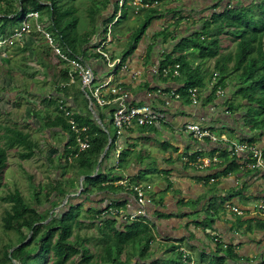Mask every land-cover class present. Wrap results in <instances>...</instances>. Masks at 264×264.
Here are the masks:
<instances>
[{
  "label": "trees",
  "instance_id": "trees-1",
  "mask_svg": "<svg viewBox=\"0 0 264 264\" xmlns=\"http://www.w3.org/2000/svg\"><path fill=\"white\" fill-rule=\"evenodd\" d=\"M75 1L0 0V41L9 38L15 29L21 27L18 21L19 12L23 13L24 18L31 12H38L41 22H45L47 19L46 29L56 38L64 52L71 57L85 56L86 47L95 36H93L94 33L79 34L77 28L80 20L78 8L74 5ZM174 1L184 0H146L147 3L165 2L166 4ZM110 3L111 0L99 1L90 9V18L96 20L98 14L106 10ZM26 4L31 6L30 12H28ZM222 5L223 9H219ZM132 7L131 5L126 6L121 20L115 27L130 19ZM117 10L118 4L115 5V11L117 12ZM143 12L145 18L133 30L129 53L136 49L152 22L164 15V12L156 7L145 9ZM183 21L184 16L180 12L176 24L180 25ZM197 24L199 27L195 28L191 35L183 37L177 42L171 54H165L160 63L159 75L163 77V70L171 69L170 74L164 78L177 80L182 78L184 86L179 89V93L187 98L190 97V90L204 87L205 77L210 73L209 69L202 71L200 63L216 60L215 70L218 73V81L212 94L216 93L218 87L225 90L229 84H232L235 89L232 87L229 89L235 91L236 96L253 106L250 111L252 129L264 133V0H238L236 5L231 2L224 5V0H215L212 15L204 17ZM31 26L29 34L16 46L21 53H29L25 58L34 59L37 65L33 63L31 66L36 71H41L46 75L49 74V69L53 68V73L50 76L56 93L48 99L51 100L54 109L48 111L49 114L43 118L42 126L60 129L69 135L64 150L66 167L73 168L75 172L82 171L87 175L85 179L87 185H84L81 195L107 190H130L111 184L112 169L109 171L100 170L96 176H93L102 155L109 146L110 139L112 145L103 162L110 156L118 141L116 129L109 121L114 108L111 106L100 107L93 99V108L104 124L102 127L95 120L92 111L89 110L90 99L82 91L78 78L72 82L70 68H61L60 65L53 63L52 49L48 41L38 31L34 21L31 22ZM164 33L165 40L172 38L174 34L173 31L167 33V30ZM225 35H229L233 39L234 53L232 56L223 58L222 53L225 50L223 37ZM35 43L38 44V49L34 47ZM154 46L150 48L151 53ZM7 49L9 48L7 47ZM191 50L197 52L196 58L191 59L187 55V52ZM97 56L100 58L99 55ZM197 61L200 63L196 64ZM231 64L233 66L229 70ZM176 65H179L180 73L177 78L173 75ZM54 69L58 70L57 73ZM10 72L13 73L11 69L8 70V73ZM211 75L214 77V72ZM81 95L84 96L83 99L80 98ZM37 98L42 103L46 99L42 100L40 96ZM61 98L69 103L71 99L75 101L76 105L70 106V109L74 111L73 117L79 127L88 128L87 134L91 143L89 150H79L76 134L71 128L69 118L60 110L58 100ZM35 114L40 116V112H35ZM3 138L6 140V144L5 147L0 148V181L3 179V171L7 168L8 151L22 148L20 157L31 159L40 149L39 143L34 141L29 133H24L17 128H6ZM128 154V151H123L121 154L119 168L122 170H125ZM70 156H73L71 162L68 161ZM66 167L64 168L66 169ZM53 168L56 167L53 166ZM142 178L140 177L136 181L131 179L130 186L140 182ZM1 186L0 184V188ZM79 191L80 185L77 178L73 181L65 178L58 179L47 188L45 193L37 190L34 193V198L38 206L45 207L44 211H40L28 203L18 189L7 194L3 200L10 204V209H7L5 215L0 217V264H162V259L151 261L154 258L151 244L155 241V236L151 225L143 221L125 223L121 227L114 217L101 218L99 210L90 209L87 211L89 215L85 213L82 215L80 205L77 204H72L66 211H61L62 213L55 212L56 207L62 204L67 195L79 193ZM125 204L121 203L119 206L122 207ZM51 212L54 213L51 215ZM50 217V221L47 222ZM85 222L94 225L99 222L101 238L98 240L102 246L100 252L91 251L90 238L74 236L77 226L81 227ZM29 237V241L25 243ZM19 245H21L19 248L11 252ZM123 255L124 259H120ZM173 257L176 259H169L170 264H193V259L181 250L177 251V248H173ZM236 258L231 249L224 250L223 247L217 246L212 264H234ZM260 264H264V260Z\"/></svg>",
  "mask_w": 264,
  "mask_h": 264
},
{
  "label": "crops",
  "instance_id": "crops-1",
  "mask_svg": "<svg viewBox=\"0 0 264 264\" xmlns=\"http://www.w3.org/2000/svg\"><path fill=\"white\" fill-rule=\"evenodd\" d=\"M192 1L201 3V0L174 1L170 4L159 2L164 7L155 6V2L149 3L152 5L150 8L156 7L164 15L152 22L146 35L130 53L133 31L130 33L132 24L129 25V21L138 20L139 26L145 18L143 11L149 8L139 7L141 15L133 9L129 20L114 27L115 40L109 50L126 67L118 69L116 84L130 94L135 104H150L164 110L168 123L151 127L135 126L126 131L117 143V146L122 147V152H129L125 170L113 169L114 148L101 170L112 169L111 184L115 186H119L117 182L123 177L133 181L143 177L133 185L147 183L153 187L150 192L153 204L148 207L155 236L152 248L154 258L151 261H168L173 256V248H177V251H189L188 256L193 262L209 264L215 257L217 246H221L224 250L231 249L236 255L234 264H260L264 260V211L261 209L264 203V174L250 168L246 156L232 155L228 142L197 140L179 131L186 124L196 123L229 141H252L259 148H264V133L252 129L250 111L253 106L229 89L232 87L229 81L224 96L212 94L214 83L218 81L215 78V74H218L215 70L216 60L196 62L200 63L202 71L209 69L210 72L205 77L204 87L195 88L200 98L199 104H194L190 97L182 95L180 99L169 97L172 91L179 93V89L184 86L183 79H167L156 72L165 54H171L177 42L191 35L199 27L197 23L204 18L202 12H199L202 9H197L200 7L195 2L192 6ZM141 2L147 4L146 0ZM116 4L117 0H111L109 7L98 14L96 20L91 19L93 29L82 35L94 33L95 37H104L103 26L113 16ZM167 8L169 10L164 11ZM180 12L184 21L177 25L173 18L177 16L178 19ZM165 30L167 33L173 31V37L165 40ZM152 46L154 48L151 53ZM94 49L91 40L83 57L93 66L96 82L100 85L106 81L109 71ZM187 55L191 59L196 58L197 52L191 50ZM232 66H229V70ZM43 104L44 112L49 114L48 111H53L54 106L49 102L44 101ZM69 105L74 107L76 103L71 99ZM45 132L43 141L52 154L50 157L45 151L49 167L58 166V161L53 162L50 158L58 159L66 165L64 150L69 135L50 127ZM38 153L43 154L41 149ZM205 158H216L217 162L206 169L196 167V162ZM59 166L56 167L60 168L56 173L61 180L65 171L62 169L64 166ZM74 195L77 196L75 200L72 199ZM134 196L133 190H107L84 195L79 192L70 194L68 201L77 205L85 204V211H101L111 201L119 204L127 202L131 205L127 211L133 212L137 208ZM234 208L241 213H236ZM114 218L118 220L119 226H124L123 221Z\"/></svg>",
  "mask_w": 264,
  "mask_h": 264
},
{
  "label": "rangeland",
  "instance_id": "rangeland-1",
  "mask_svg": "<svg viewBox=\"0 0 264 264\" xmlns=\"http://www.w3.org/2000/svg\"><path fill=\"white\" fill-rule=\"evenodd\" d=\"M99 1L105 2V0H76L75 1L74 5L78 8V17L80 20L79 26L77 28L79 34H83L84 32L93 29L89 11ZM194 2L195 1L190 2L192 6L196 3ZM230 2L236 5L238 3V0H224V5L229 4ZM197 5H199L200 7L197 9L203 10V11L199 10V12H202V15L204 17L205 16L210 17L212 13L214 12L215 0H201V3L200 2L196 3V6ZM29 6L30 5L26 4V7L28 8V12L32 10L31 6L30 7ZM132 6H133L132 10L133 9L137 10L139 15H141L142 11L139 8L140 6L134 5V4ZM155 6L164 7L159 2H155ZM32 8L34 9L35 5ZM219 9H223V5ZM168 10L169 8H167L164 11H168ZM18 16H19L18 17L19 24L22 25L25 20V18L23 17V13L19 12ZM45 20L46 21L44 22V25L46 28L48 22H47V19ZM178 20L179 18L177 19V16H174L173 21L177 22ZM131 24L132 26L130 28V33H132L134 28L138 26V20L136 22L129 21V25ZM45 31L50 33V31H48L47 29ZM53 38H54L55 44H57L58 47L62 49L61 46L58 44V41L56 40V38L55 37ZM223 46L225 50L223 51L222 56L224 55L232 56V54L234 53V43H233V39L231 38V36L225 35L223 37ZM34 47H36L37 49L39 48L37 43L34 44ZM50 47L52 49L53 63L60 65L61 68L68 67L70 68V71H71V67L65 61L61 59L59 60L57 57L54 56L55 55L54 49L52 48L51 45ZM8 48L9 49H7V46H6V47H3V49H0V148L5 147V144H6V140L3 138V136L6 133V128H13V129L17 128L23 131L24 133H29L32 136L33 140L39 143L40 149L42 150L43 154L38 153V155L35 154V156L32 157L31 159H23L20 157L21 151H23L22 148H14L8 151L7 168L5 169V171H3V179L0 181V184L2 185L0 188V217H3L5 215L6 210L10 209V204L5 202L3 198L6 197L7 194H9L10 192H13L17 189L21 191L22 195L24 196V198L26 199L28 203H31V205L40 209V211H44L45 207H40L37 205L36 200L34 198V193L37 190H40L42 193H45L47 191V188L51 186L53 182L58 180L59 178L58 172L56 173V171L60 169V168H57V169L50 168L49 163H47V161L45 160V157H46L45 151L47 153L46 155L52 157L51 156L52 154L50 153L49 149L45 145L46 142L43 141V139H45L46 127L42 125L44 123L43 118L47 114V112H44V104L42 102H39L40 99L37 98L38 96L42 97V100L46 98L44 101L45 102L47 101L51 104V100H49L48 97L56 93V91L54 90L55 86L50 76L51 73H53V68L51 67L49 69V74H46V75L43 74L41 71H36V69L33 68V66H31V64L33 65V63L37 65L34 59L25 58L26 56L28 57L29 55L28 52L21 53L18 50L16 44ZM63 53L66 54L70 58H82L84 61L88 62L86 59H84V57H71L66 52L63 51ZM9 69H11L13 73L11 72L8 73ZM29 69L31 70V72ZM54 71L57 73L58 70L54 69ZM98 85H99V82H95V86L97 87ZM226 93L227 92L225 90V94ZM83 97L84 96L81 95L80 98L83 99ZM61 100L62 98L58 100L59 105H60ZM89 110H91L90 107H89ZM35 112H38V113L40 112V116L38 117L35 114ZM146 127H151V126H146ZM111 129L114 131L113 127H111ZM42 155H44V157H42ZM235 156H238V155H235ZM243 156H246V155H243ZM109 158L110 156L106 159V161ZM50 159H52L53 162L58 161V166L59 165L64 166V167L67 166V165H64L65 163H61L60 160L58 159L57 160H54L53 158H50ZM104 162L102 160L100 169L98 171L95 170L93 176H96L99 173V171L103 167L102 164H105ZM58 166L55 165V167H58ZM62 169L63 171H65V175L63 178L69 179L71 181L75 180L76 178L78 179V183L80 185L79 192L81 194V192L84 189V185H87V182L85 180L86 178L82 182L81 180L83 179V177H87V175H85V173L82 171L75 172L74 169L70 167L68 169H65V168H62ZM113 169H116V168L114 167ZM144 184L146 185L147 183H144ZM67 196H69L70 198V195H67ZM76 197L77 196L74 195L72 199L75 200ZM80 199H83V198H80ZM63 202L64 200L62 201V204ZM72 204H75V203L69 200L68 203H66V205L62 209H59V210L56 209L55 212L66 211L67 209H69V207ZM126 204L125 206H123L124 209L126 208ZM111 206L114 208L120 209L119 202L117 201H111L107 203L104 207H102V209L109 208ZM80 208H81L80 212H82V215L84 213L86 215H89L87 211H85V204H81ZM53 213L54 212H51V215ZM99 216L103 218L100 214ZM98 223H95L94 225V224H91L90 222H85L84 225H82L81 227L77 226V228L75 229V234H74V236L90 238L91 243L89 244V247L91 251L96 252V253L100 252L102 249V246L99 244L101 233L98 228ZM151 246L153 248V243L151 244ZM120 259H124V255L121 256ZM171 259H174V257L171 256ZM210 263L211 262H209V264ZM162 264H170V261L164 260L162 261ZM193 264H197V262L194 260Z\"/></svg>",
  "mask_w": 264,
  "mask_h": 264
},
{
  "label": "built area",
  "instance_id": "built-area-1",
  "mask_svg": "<svg viewBox=\"0 0 264 264\" xmlns=\"http://www.w3.org/2000/svg\"><path fill=\"white\" fill-rule=\"evenodd\" d=\"M118 10L113 13V16L109 22L105 23L103 26L104 37H93L92 45H94L95 54L99 55L101 59L105 62L109 74L105 82L95 86L96 76L93 66L84 61L82 58H70L63 53L62 49L55 44L53 35L46 32L44 22L39 20L40 14L38 12H31L28 14L21 25V27L15 29L14 33L7 39L0 41V49L3 47H10L17 44L19 41L23 40L31 30V22L34 21L36 28L40 31L48 41L49 45L54 49L55 57L59 60L65 61L70 67V76L72 82L78 78L80 82L82 91L90 99V109L94 115L97 112L94 110L93 99L100 107L111 106L114 108L113 115L110 119L113 126L116 129L118 140L126 132L131 130L135 126L146 127V126H158L163 123H167V114L162 109L155 108L150 104H135L130 94L125 91L121 86L116 84L115 76L119 68L125 69L122 60L113 57L109 48L113 45L114 37V27L121 20L123 15V10L127 5H138L143 8H150L149 3H142L141 0H117ZM32 20V21H31ZM3 53V52H2ZM4 54V53H3ZM171 69L163 70V77L170 74ZM159 73V69L156 71ZM174 77H178L179 65L174 68ZM218 74H215V78ZM216 83H214L215 87ZM216 93L219 96L225 95V90L218 87ZM161 94V93H160ZM114 96V98H111ZM169 97L180 99L181 94L172 91L168 95ZM189 96L194 104H199L200 98L198 96L197 89H192L189 91ZM109 97V98H108ZM60 110L69 118V123L72 130L76 134V141L80 151H86L91 148L90 138L88 136L87 127H79L75 118L73 117V111L70 109L69 103L62 99L60 101ZM98 116V114H97ZM96 120V119H95ZM181 133H188L192 135L197 140H210L211 142L217 143L220 141L228 142L231 146L232 155H246L248 159V166L252 169L261 171L264 174V148H259L256 144L250 142H239V141H229L225 137H219L214 134L211 130L203 128L200 124L190 123L186 124L179 129ZM118 141L114 145V155H113V166L118 169L121 161L122 147L117 146ZM112 145V140L110 139L109 148ZM108 148V150H109ZM73 156L68 157V161H72ZM213 162H217L216 158H205L199 159L196 162V167L199 169L208 168ZM130 179L121 178L117 182L119 186H123L126 189L133 190L135 192L134 199L137 203V208L133 212L127 211V208H131V205L127 204L126 208L123 207L114 208H103L101 211V216L116 217L124 223H132L134 221H144V223L152 225V217L150 215L148 207L153 204V199L150 195L153 187L151 185H132L130 186ZM261 209L264 211V203L261 205ZM236 213L240 214L239 209H233ZM185 255H188L187 251L181 250Z\"/></svg>",
  "mask_w": 264,
  "mask_h": 264
},
{
  "label": "water",
  "instance_id": "water-1",
  "mask_svg": "<svg viewBox=\"0 0 264 264\" xmlns=\"http://www.w3.org/2000/svg\"><path fill=\"white\" fill-rule=\"evenodd\" d=\"M93 116H94V118L96 119V121H97L102 127H104V124L100 121V119L98 118L97 114L94 113ZM108 148H109V147H108ZM108 148L106 149V151H105L104 154L102 155L101 160L99 161V163H98V165H97V169H96V171H98V170L100 169L101 162H102V160L104 159V157L106 156L107 151H108ZM85 178H86V177H83V179L81 180V182H82ZM68 199H69V196H67V197L65 198L63 204L60 205L57 209H58V210H59V209H62V208L66 205V203L68 202ZM50 219H51V217H50ZM50 219H49V220H50ZM49 220H48V221H49ZM48 221H47V222H48ZM29 239H30V237L25 241V243H27V242L29 241ZM20 246H21V245L15 247V248L12 250V252H13L14 250H16L17 248H19Z\"/></svg>",
  "mask_w": 264,
  "mask_h": 264
}]
</instances>
